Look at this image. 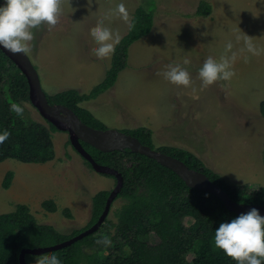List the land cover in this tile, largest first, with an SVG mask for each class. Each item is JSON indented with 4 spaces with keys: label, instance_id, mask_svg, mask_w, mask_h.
Segmentation results:
<instances>
[{
    "label": "rangeland",
    "instance_id": "374dc122",
    "mask_svg": "<svg viewBox=\"0 0 264 264\" xmlns=\"http://www.w3.org/2000/svg\"><path fill=\"white\" fill-rule=\"evenodd\" d=\"M201 1L60 0L57 24L32 29L34 38L26 53L46 93L69 88L88 93L104 79L113 56L94 54L97 45L92 30L103 25L121 39L136 9L145 6L153 12L151 32L131 45L128 65L114 86L81 105L106 128L149 127L155 148L172 145L188 149L227 181L257 189L264 186V117L260 110L264 100V0H206L213 9L205 17L197 14ZM121 3L126 18L117 10ZM245 38L252 41L254 51L247 49ZM228 43L231 49L226 47ZM233 53L235 59L231 60ZM209 56L229 58L234 75L205 86L198 69ZM185 59L188 64L183 63ZM176 64L189 71L188 86L164 77L169 66ZM24 105L27 116L48 125L32 102ZM52 139L53 160L41 164L15 159L0 162V213L26 203L40 223L70 235L91 220L95 194L113 190L117 179L90 166L71 144L67 131L53 132ZM8 170L15 174L5 189L2 181ZM49 199L57 204V211L43 207V201ZM125 202L124 197L114 200L109 220L118 221ZM183 222L189 226L194 218L186 216ZM146 237L150 244L160 241L154 232ZM194 257V251L187 254L188 261Z\"/></svg>",
    "mask_w": 264,
    "mask_h": 264
},
{
    "label": "trees",
    "instance_id": "16d2710c",
    "mask_svg": "<svg viewBox=\"0 0 264 264\" xmlns=\"http://www.w3.org/2000/svg\"><path fill=\"white\" fill-rule=\"evenodd\" d=\"M3 1L0 0V4ZM212 9L210 2L202 0L197 14L205 17L211 14ZM153 24V12L139 6L127 34L115 45L104 79L88 93L75 88L47 93L49 102L69 106L83 122L96 128H106L104 122L81 103L114 86L119 73L128 65L131 45L149 34ZM25 102H31L28 80L0 48V136L5 137L0 142V162L15 159L41 164L56 156L52 134L58 128L48 120L47 125L27 116ZM14 106L22 111L16 112ZM260 110L264 117V100ZM123 131L155 148L151 128L139 126ZM82 144L98 163L114 167L124 177V186L118 197H124L126 202L118 211V221L112 222L107 217L95 233L69 246L40 255L27 254L28 264H39L40 258L51 255L60 258L62 264H236L214 244L215 228L221 221L237 215L220 198L211 192L189 187L176 172L152 157L130 149L104 152L86 142L82 141ZM157 149L206 173L234 200L264 204V186L251 189L248 184L229 182L188 149L172 145ZM14 174L13 170L6 172L3 188L11 186ZM110 192L102 189L95 194L91 220L86 227L70 235L61 233L53 225L40 223L26 203H18L14 210L0 213V264H20L22 249L57 244L92 226L104 211ZM42 205L49 211L58 209L51 199L43 201ZM65 211L71 215L69 209ZM186 216L194 218L189 226L183 222ZM150 232L159 237L157 244L149 243L146 234ZM105 236L110 243L102 242ZM190 251L195 252L192 261L187 260Z\"/></svg>",
    "mask_w": 264,
    "mask_h": 264
},
{
    "label": "clouds",
    "instance_id": "9594fccd",
    "mask_svg": "<svg viewBox=\"0 0 264 264\" xmlns=\"http://www.w3.org/2000/svg\"><path fill=\"white\" fill-rule=\"evenodd\" d=\"M118 12L127 16L123 3L118 5ZM60 0H4L0 4V47L10 52H26L33 40L32 29L42 24L50 28L57 24L60 18ZM91 37L97 45L93 52L99 58L111 56L115 51V44L120 37L106 26L100 25L91 32ZM245 46L249 51H254L252 41L245 38ZM228 49L232 44L226 45ZM235 59V53L231 60ZM229 58L216 59L209 56L198 69L199 76L205 86L218 80H229L234 75ZM184 64L189 61L185 59ZM170 82L188 86L191 83L190 73L180 64L169 66L163 73ZM16 112L22 109L15 107ZM5 137L0 136V142ZM101 241H98V243ZM102 242L110 243L108 237H103ZM214 244L227 256L236 261V264H264V215L259 209L253 207L247 212H242L230 220H224L215 228ZM39 264H62L56 255L40 258Z\"/></svg>",
    "mask_w": 264,
    "mask_h": 264
},
{
    "label": "water",
    "instance_id": "95a60500",
    "mask_svg": "<svg viewBox=\"0 0 264 264\" xmlns=\"http://www.w3.org/2000/svg\"><path fill=\"white\" fill-rule=\"evenodd\" d=\"M0 48L15 62L26 76L30 86V100L41 115L54 124L58 130L69 133L71 144L97 172L111 174L117 179L115 188L109 194L104 211L92 226L57 244L22 249L20 253V264H28L26 260L27 254L40 255L49 251L58 250L95 233L107 219L114 200L122 190L124 186L122 173L114 167L98 163L92 154L83 146L82 141L104 152L130 149L133 152L152 157L162 165L176 172L189 187L211 192L220 198L225 206L237 215L242 212H247L253 207L259 209L260 213L264 215V204L244 203L234 200L222 186L212 181L206 173L191 168L182 159L162 152L157 148H152L141 142L136 136L123 130L93 127L83 122L79 115L69 106L64 104H51L47 98L46 91L43 89L38 70L28 54L26 52L13 53L3 47Z\"/></svg>",
    "mask_w": 264,
    "mask_h": 264
}]
</instances>
